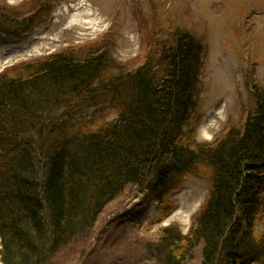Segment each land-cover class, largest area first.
I'll return each mask as SVG.
<instances>
[{
    "label": "trees",
    "instance_id": "16d2710c",
    "mask_svg": "<svg viewBox=\"0 0 264 264\" xmlns=\"http://www.w3.org/2000/svg\"><path fill=\"white\" fill-rule=\"evenodd\" d=\"M48 0L0 5V33L21 36ZM166 37L165 39H162ZM131 66L108 57V38L0 73V257L49 264L88 237L127 188L157 202L165 219L185 181L205 179L207 199L184 233L161 228L147 245L158 264H264V86L239 128L198 141L207 48L189 28L151 35ZM253 87V86H252Z\"/></svg>",
    "mask_w": 264,
    "mask_h": 264
},
{
    "label": "rangeland",
    "instance_id": "374dc122",
    "mask_svg": "<svg viewBox=\"0 0 264 264\" xmlns=\"http://www.w3.org/2000/svg\"><path fill=\"white\" fill-rule=\"evenodd\" d=\"M25 1L0 0V5L18 8ZM47 6L27 33H0V73L70 49L87 54L89 44L106 38L108 57L134 66L152 48V34L167 36L179 25L187 27L207 48L199 97L201 142L239 128L253 110L254 84L264 86V0H48ZM208 192L205 179L189 177L173 196L176 208L155 224L157 202L143 201L139 189L127 188L98 217L90 236L72 240L49 264H158L147 245L159 239L162 227L178 225L186 233ZM257 231L264 232V219ZM201 249L183 264H201Z\"/></svg>",
    "mask_w": 264,
    "mask_h": 264
},
{
    "label": "bare ground",
    "instance_id": "6f19581e",
    "mask_svg": "<svg viewBox=\"0 0 264 264\" xmlns=\"http://www.w3.org/2000/svg\"><path fill=\"white\" fill-rule=\"evenodd\" d=\"M77 17H78V16H77ZM77 19H78V18H77ZM75 22H76V20H75V21H73V20H72V21H70V23H73V24H74Z\"/></svg>",
    "mask_w": 264,
    "mask_h": 264
}]
</instances>
